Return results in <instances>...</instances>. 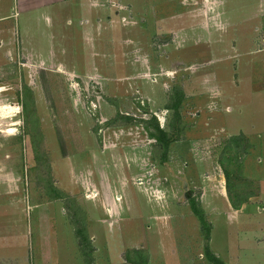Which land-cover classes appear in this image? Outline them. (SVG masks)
I'll list each match as a JSON object with an SVG mask.
<instances>
[{
  "label": "rangeland",
  "instance_id": "obj_1",
  "mask_svg": "<svg viewBox=\"0 0 264 264\" xmlns=\"http://www.w3.org/2000/svg\"><path fill=\"white\" fill-rule=\"evenodd\" d=\"M1 104L0 264H264V0H0Z\"/></svg>",
  "mask_w": 264,
  "mask_h": 264
},
{
  "label": "trees",
  "instance_id": "obj_2",
  "mask_svg": "<svg viewBox=\"0 0 264 264\" xmlns=\"http://www.w3.org/2000/svg\"><path fill=\"white\" fill-rule=\"evenodd\" d=\"M163 132V131H162ZM244 202V201H243ZM242 203H234V202H231V205L235 208V209H239L241 207V205L243 204ZM78 233H79V230H78ZM80 235V234H79Z\"/></svg>",
  "mask_w": 264,
  "mask_h": 264
},
{
  "label": "bare ground",
  "instance_id": "obj_3",
  "mask_svg": "<svg viewBox=\"0 0 264 264\" xmlns=\"http://www.w3.org/2000/svg\"><path fill=\"white\" fill-rule=\"evenodd\" d=\"M7 108V106L5 107V105L4 104H1L0 105V113L1 112H3L4 111V109H6Z\"/></svg>",
  "mask_w": 264,
  "mask_h": 264
}]
</instances>
